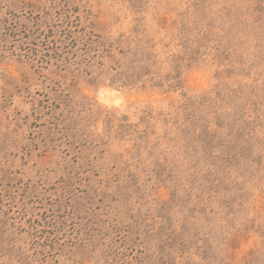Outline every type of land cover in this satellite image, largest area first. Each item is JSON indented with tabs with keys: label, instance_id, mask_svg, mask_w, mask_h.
I'll return each mask as SVG.
<instances>
[{
	"label": "rangeland",
	"instance_id": "obj_1",
	"mask_svg": "<svg viewBox=\"0 0 264 264\" xmlns=\"http://www.w3.org/2000/svg\"><path fill=\"white\" fill-rule=\"evenodd\" d=\"M0 264H264V0H0Z\"/></svg>",
	"mask_w": 264,
	"mask_h": 264
}]
</instances>
